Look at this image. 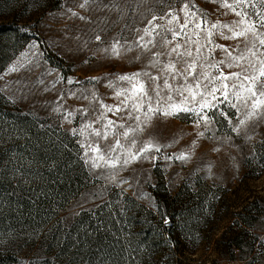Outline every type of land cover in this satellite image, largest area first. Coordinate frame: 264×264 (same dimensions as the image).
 Returning a JSON list of instances; mask_svg holds the SVG:
<instances>
[{
    "label": "rangeland",
    "instance_id": "obj_1",
    "mask_svg": "<svg viewBox=\"0 0 264 264\" xmlns=\"http://www.w3.org/2000/svg\"><path fill=\"white\" fill-rule=\"evenodd\" d=\"M79 2L0 0V264H264V121L249 124L246 136L232 131L243 116L226 104L219 105L207 131L203 124L194 127L191 113L157 114L129 148L121 133L136 121L126 111L113 114L104 107L119 104L120 88L109 82L118 85V76L142 69L155 75L157 69L146 67L147 57L136 60L135 50H122L116 58L103 49L114 39L131 45L145 22L133 11V0L122 19L93 10L96 5L86 11ZM185 2L165 0L155 5L156 12L167 11L168 4L179 12ZM194 3L209 22L235 19L222 15L225 9L214 0ZM166 20L155 23L163 26ZM199 39L206 43L203 33ZM212 41L204 54L218 66L205 64L203 70L213 76L239 71L227 67L226 53L217 47L238 41L218 35ZM221 60L225 63L218 64ZM109 120L125 127L106 129ZM96 129L108 139L92 135ZM199 131L205 135L198 137ZM117 138L123 147L109 153L120 157L117 167L104 161L92 167L94 154L85 156L86 145L103 151ZM149 139L160 151L123 163ZM181 155L187 159H177ZM178 192L200 202L207 222L182 220L180 263L175 234L172 248L152 239V232L146 236L148 212H155L157 200L175 212L170 199ZM170 225L163 221V227Z\"/></svg>",
    "mask_w": 264,
    "mask_h": 264
},
{
    "label": "snow or ice",
    "instance_id": "obj_2",
    "mask_svg": "<svg viewBox=\"0 0 264 264\" xmlns=\"http://www.w3.org/2000/svg\"><path fill=\"white\" fill-rule=\"evenodd\" d=\"M214 2L225 9L222 15L231 13L235 19L228 23L209 22L207 14L195 5L194 0H186L179 12L168 4V10L160 14H157L155 5H163L165 0H133L131 5L133 11L138 12L145 26L135 29L137 36L131 45L126 46L118 39H114L109 47L103 49L105 53L116 58L120 57L122 50L125 52L135 50L137 51L136 60L147 57L146 67L157 69L155 75L142 69L118 76L116 78L118 85L109 82V87L120 88L115 93L119 104L115 108L104 107L113 114L126 111L128 119L136 121L135 127H129L121 133L123 139L129 141V148L137 146L139 136L151 122V116L157 114L176 117L180 113H191L195 117L194 127L198 128L203 124L207 131L216 112L219 111V105L226 104L229 108L240 111L243 116V118H236L237 122L232 131L246 136L249 124L254 128L256 124L264 121V0H214ZM92 5H96L93 10L117 13L120 19L130 6L128 0H107V3L104 0H80L78 7L88 11ZM69 11L71 12V9ZM72 15L81 20L87 19L76 12H72ZM165 17H167L165 25L155 23L157 20H164ZM171 25L176 27H170ZM190 26L192 27L191 36L188 34ZM162 27L163 33L160 31ZM201 33L206 41L205 44H200ZM213 35L238 41L235 47L224 45H217V47L226 53L227 67L237 68L239 71L225 73L221 70L218 75L213 76L203 70L205 64L209 68L218 66L211 63L208 56L204 54L205 50H211ZM146 37L148 39H145ZM181 37L186 38L185 44L179 42L178 38ZM95 39L100 41V35H97ZM187 43H192L196 47L188 48ZM157 48L160 50L156 51ZM160 58H164L163 63ZM224 63V60L218 62V64ZM173 80L177 82L175 85L170 82ZM68 82L72 83L71 80ZM175 97L180 99L176 100ZM139 113H143L144 120ZM220 114L227 115L225 112ZM85 127L90 128L91 124ZM113 127L124 128L125 126L117 125L112 120L104 125L106 129ZM75 131L73 129L74 133ZM205 131H199L196 135L203 137ZM92 135L108 139L107 134L100 129H96ZM249 139H251L250 136ZM139 143L140 146L135 153H128L129 158L123 160L124 164L143 157L145 153L153 149L160 151V146L152 139ZM195 143L194 140L193 146ZM121 147L123 145L120 138H117L114 144H109L103 151L97 144L90 143L86 145L85 156L89 153L94 154L91 157L92 167H101L99 161H104L107 166L115 168L120 163V157H112L109 153L116 152ZM177 159L183 160L187 157L181 155Z\"/></svg>",
    "mask_w": 264,
    "mask_h": 264
},
{
    "label": "trees",
    "instance_id": "obj_3",
    "mask_svg": "<svg viewBox=\"0 0 264 264\" xmlns=\"http://www.w3.org/2000/svg\"><path fill=\"white\" fill-rule=\"evenodd\" d=\"M2 36V35H1ZM5 46V44H3ZM180 192H178L173 198H171L172 207L175 204V212L170 210L171 208L165 210L162 202L159 200L156 201V210L155 212H148L150 216V228L151 231L146 234V236L150 235L152 232V239H159L161 242L167 246V248H172V244H174V234H175V262L180 263L183 258V252L180 250L181 246V235L180 227L182 220H187L188 224H192L197 222L202 224V226L207 225V222L204 218L205 212L204 207L200 204L199 201L193 203L192 199L187 198V196H179ZM169 221L171 224L169 227H163V221ZM237 224V222H236ZM245 227H249L250 224L243 222ZM175 232V233H174ZM224 234V233H223ZM222 234V235H223ZM179 235V236H178ZM147 236V237H148ZM150 238V239H151ZM235 245L232 244L231 247Z\"/></svg>",
    "mask_w": 264,
    "mask_h": 264
}]
</instances>
